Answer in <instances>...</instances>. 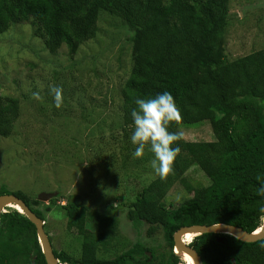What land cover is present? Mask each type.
<instances>
[{
  "label": "trees",
  "instance_id": "obj_1",
  "mask_svg": "<svg viewBox=\"0 0 264 264\" xmlns=\"http://www.w3.org/2000/svg\"><path fill=\"white\" fill-rule=\"evenodd\" d=\"M101 13L122 21L132 33L131 66L121 89L123 126L132 127L135 98L168 91L181 115L169 130L208 124L214 141L182 138L174 173L164 180L156 175L126 205V219L134 228L148 225V237L161 229L168 258L157 261L152 250L136 244L113 260L99 259L97 250L115 238L114 228L103 226L108 218L70 204L64 207L67 228L81 237L80 258L53 251L56 260L59 264H180L172 240L180 228L226 224L248 234L258 231L264 216V196L258 194L264 186V48L225 60L229 0H0V35L12 25L29 23L48 54L55 55L64 46L72 56L81 44L95 38ZM19 116V101L0 97V138L10 136ZM194 166L201 167L208 187L177 207L166 208L163 200L175 183L193 192L183 176ZM4 195L22 200L44 222L42 213L33 209L38 202L0 187V196ZM88 223L95 224L93 234L84 233ZM262 243L264 239L249 244L229 236L199 235L187 244L202 264H264ZM0 264H46L34 226L15 210L0 216Z\"/></svg>",
  "mask_w": 264,
  "mask_h": 264
},
{
  "label": "rangeland",
  "instance_id": "obj_2",
  "mask_svg": "<svg viewBox=\"0 0 264 264\" xmlns=\"http://www.w3.org/2000/svg\"><path fill=\"white\" fill-rule=\"evenodd\" d=\"M131 36L122 21L102 13L95 38L72 56L64 46L48 54L29 23L12 25L0 35V97L15 98L20 106L12 133L0 138V187L38 202L33 209L44 217L53 251L75 260L82 242L67 228L64 207L70 204L108 218L103 226L114 228L115 238L97 250L99 259L113 260L136 244L152 250L157 261L169 255L161 229L148 237V225L137 229L126 219V205L156 177L152 153L146 149L143 158H135L132 127L122 124L121 89L131 66ZM263 48L264 0H229L225 60ZM53 87L63 90L60 108L54 106ZM33 92H39V101ZM197 128L178 132L186 142L214 141L208 124ZM183 178L193 192L175 183L163 200L166 208L177 207L209 185L200 166L190 168ZM52 193L57 196L50 201L38 200ZM94 232L95 224L88 223L84 233ZM180 262L185 264L182 258Z\"/></svg>",
  "mask_w": 264,
  "mask_h": 264
},
{
  "label": "clouds",
  "instance_id": "obj_3",
  "mask_svg": "<svg viewBox=\"0 0 264 264\" xmlns=\"http://www.w3.org/2000/svg\"><path fill=\"white\" fill-rule=\"evenodd\" d=\"M51 92L54 94V106L60 108L63 104L62 88L53 87ZM32 97L37 101L41 99L39 92H33ZM134 103L136 107L130 113V142L135 146L133 156L143 158L147 149L153 156L150 161L153 171L164 180L174 173V161L181 151V134L169 130L173 122L180 121V109L168 91L147 98L137 97ZM258 194L264 196V186L259 188ZM260 246L264 248V243Z\"/></svg>",
  "mask_w": 264,
  "mask_h": 264
},
{
  "label": "water",
  "instance_id": "obj_4",
  "mask_svg": "<svg viewBox=\"0 0 264 264\" xmlns=\"http://www.w3.org/2000/svg\"><path fill=\"white\" fill-rule=\"evenodd\" d=\"M57 193L41 194L38 196V200L47 202L55 198ZM8 207H16L21 211V214L34 226L38 244L41 249V253L46 264H59L58 260L54 257L53 249L48 238V235L44 231V223L25 205V203L19 198L13 195L0 196V216L5 213V209ZM258 232V234H256ZM254 233L248 234L239 228L226 225L217 224L212 226H190L180 228L173 234V253L182 258L183 256L189 257L193 264H202L201 259L196 252L188 247V244H184L183 238L186 236H199V235H221L229 236L244 243H256L264 239V216L262 219L261 228ZM218 242H222L219 239Z\"/></svg>",
  "mask_w": 264,
  "mask_h": 264
},
{
  "label": "bare ground",
  "instance_id": "obj_5",
  "mask_svg": "<svg viewBox=\"0 0 264 264\" xmlns=\"http://www.w3.org/2000/svg\"><path fill=\"white\" fill-rule=\"evenodd\" d=\"M14 208L17 209V210H15L13 208H11V209L17 211L18 213H21V211L18 208H16V207H14ZM256 234H258V232H256ZM186 238L191 239L192 237L191 236H186L185 238H183V242H184V240ZM182 259H183V261H184L185 264H193L192 260L189 257H187V256H183Z\"/></svg>",
  "mask_w": 264,
  "mask_h": 264
}]
</instances>
